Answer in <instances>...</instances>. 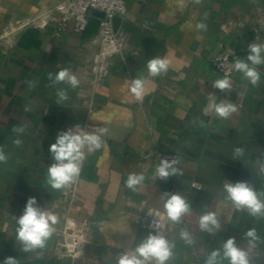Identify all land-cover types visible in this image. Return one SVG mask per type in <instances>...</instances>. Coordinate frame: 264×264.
Returning a JSON list of instances; mask_svg holds the SVG:
<instances>
[{"label":"crops","instance_id":"crops-1","mask_svg":"<svg viewBox=\"0 0 264 264\" xmlns=\"http://www.w3.org/2000/svg\"><path fill=\"white\" fill-rule=\"evenodd\" d=\"M62 1L0 0V148L9 156L0 163V264L7 256L21 264H114L118 252L152 232L138 219L150 208L164 213L163 192L180 193L192 205L185 224L167 227L175 245L170 264H204L230 237L248 251L250 264H264V218L237 211L223 190L228 180L264 191L256 166L264 154V65L258 87L240 73L231 77L230 92L212 86L222 78L213 64L220 53L246 59L249 44H264V0H203L198 6L191 0H127L118 30L124 43L115 48L103 45L99 20L82 34L58 35L57 19L48 13ZM198 22L207 31H196ZM156 55L167 57L170 67L149 77L147 60ZM65 67L80 85L68 89L62 106L55 93L67 86L49 87L48 73ZM140 76L149 81L142 102L128 90ZM28 80L37 81L34 89ZM209 94L236 105L237 112L228 119L205 115ZM77 124L88 131L107 128L105 147L86 153L75 184L53 190L46 184L49 147L57 132ZM13 126L26 129L21 147L13 144ZM237 147L244 149L242 161L232 160ZM158 151L178 156L175 167L183 174L156 178ZM129 173L146 177L137 192L125 186ZM29 197L60 217L40 258L16 241L15 217ZM205 204L221 219L214 235L198 227ZM182 227L192 233V245L180 238ZM250 228L261 238L254 248L242 240Z\"/></svg>","mask_w":264,"mask_h":264},{"label":"clouds","instance_id":"clouds-1","mask_svg":"<svg viewBox=\"0 0 264 264\" xmlns=\"http://www.w3.org/2000/svg\"><path fill=\"white\" fill-rule=\"evenodd\" d=\"M203 0H191L192 5H201ZM198 32L207 31V25L203 22L195 24ZM51 47V46H50ZM248 55L246 59H236L232 69L242 74V79L248 81L253 87H258L261 82V72L259 66L264 65V44L257 42L248 45ZM170 60L167 57L154 56L147 60V74L149 77H158L167 73L170 67ZM225 68V65H222ZM231 70H225L223 78L212 81V86L222 93L230 92L232 89ZM49 87L56 85H66L56 89V103L65 106L69 100L68 89L75 90L80 85V80L70 68L65 67L58 72H49ZM148 79L140 76L131 79L129 92L136 101L142 102L146 91ZM29 90L36 87V80L26 81ZM208 105L203 109L205 115L214 112L221 119H228L237 112V106L227 103L223 99L218 100L215 94H209ZM28 109L26 108L25 111ZM91 119L93 116L91 114ZM202 126L204 123L201 122ZM24 126H13L12 132L16 135L13 144L21 147L23 144L20 137L25 133ZM108 129L101 127L98 131H88L79 124L66 131H59L56 140L49 147V153L53 163L47 168L46 184L53 190H61L75 184L80 177L82 165L86 160V153H92L105 147L102 137ZM245 156L244 149L235 148L232 160H240ZM8 154L0 148V163H6ZM178 161H169L166 158L159 159V164L155 168V177L167 180L170 176L179 177L182 171L174 165ZM257 174L264 176V154L256 160ZM146 177L143 173H129L125 186L132 192H137L139 186L143 184ZM226 182L223 185L225 200L237 211L246 213L257 219L264 218V191H258L255 185L249 181H238L235 183ZM202 190V189H200ZM199 190V191H200ZM162 215L154 216L153 231L149 232L143 239L135 244L134 248H125L118 252L113 259L114 264H170L175 245L167 238L163 231L162 220L166 219L174 225L183 223V218L190 214L192 205L180 193L163 192ZM204 212L198 220L199 230L209 235H214L222 228L221 219L215 211L208 210V205H204ZM151 215L150 213H148ZM16 218V241L21 245V250L25 253L37 252L38 258L43 256L48 241L56 233V225L60 222V217L51 210L41 207L35 197H29L22 214ZM180 238L185 244L194 243L192 233L187 228H181ZM135 238V235H134ZM242 240H247L248 246L254 248L261 240L255 228H250L242 234ZM117 249L122 245H114ZM250 264L248 251L241 247L235 237L224 240L222 247L210 251L204 260V264ZM3 264H21L15 256H7ZM105 264H110L105 260Z\"/></svg>","mask_w":264,"mask_h":264},{"label":"built area","instance_id":"built-area-1","mask_svg":"<svg viewBox=\"0 0 264 264\" xmlns=\"http://www.w3.org/2000/svg\"><path fill=\"white\" fill-rule=\"evenodd\" d=\"M133 1L145 3L150 0ZM90 8L97 9L104 13V17H97L100 21L103 45L114 48L121 47L124 43V36L119 33V31H114L113 19L115 16L123 17L127 13V0H64L58 3L53 10L48 13V16L57 19L56 33L58 35L67 31L82 34L88 28L90 18L93 16L89 13ZM236 59H239L237 55L224 51L213 60V64L216 70L221 74L222 78L225 70L232 69V65ZM223 64L225 65V68L222 67ZM237 73L238 72L234 70L230 71L231 77ZM157 157L158 159L166 158L170 162L173 160L178 161L174 166L180 164V158L171 153L158 151ZM192 185L196 189L203 188V185L198 182H194ZM162 214L161 211L150 208L140 216L138 222L142 227L153 231L152 225L154 216ZM169 223L170 222L166 219L162 220L163 231L165 234ZM185 223L186 221L184 217L182 224Z\"/></svg>","mask_w":264,"mask_h":264},{"label":"water","instance_id":"water-1","mask_svg":"<svg viewBox=\"0 0 264 264\" xmlns=\"http://www.w3.org/2000/svg\"><path fill=\"white\" fill-rule=\"evenodd\" d=\"M89 13L95 17H104V13L102 11H99L97 9L94 8H90L89 9ZM122 22V17L121 16H115L113 19V27H114V31L117 32L120 28Z\"/></svg>","mask_w":264,"mask_h":264},{"label":"trees","instance_id":"trees-1","mask_svg":"<svg viewBox=\"0 0 264 264\" xmlns=\"http://www.w3.org/2000/svg\"><path fill=\"white\" fill-rule=\"evenodd\" d=\"M99 19L97 18V17H95V16H92L91 18H90V23H89V26H88V28L86 29V31H89V29H91L90 27H91V24H95L97 21H98ZM98 23V22H97ZM85 31V32H86Z\"/></svg>","mask_w":264,"mask_h":264}]
</instances>
